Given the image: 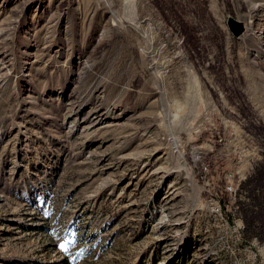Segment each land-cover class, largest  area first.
Listing matches in <instances>:
<instances>
[{
    "label": "rangeland",
    "instance_id": "1",
    "mask_svg": "<svg viewBox=\"0 0 264 264\" xmlns=\"http://www.w3.org/2000/svg\"><path fill=\"white\" fill-rule=\"evenodd\" d=\"M0 264H264V0H0Z\"/></svg>",
    "mask_w": 264,
    "mask_h": 264
},
{
    "label": "water",
    "instance_id": "2",
    "mask_svg": "<svg viewBox=\"0 0 264 264\" xmlns=\"http://www.w3.org/2000/svg\"><path fill=\"white\" fill-rule=\"evenodd\" d=\"M228 25H229L230 29L232 30V32L234 34L240 33V31H241V29H240V27H241L240 22H237V21H235L233 19H229L228 20Z\"/></svg>",
    "mask_w": 264,
    "mask_h": 264
},
{
    "label": "trees",
    "instance_id": "3",
    "mask_svg": "<svg viewBox=\"0 0 264 264\" xmlns=\"http://www.w3.org/2000/svg\"><path fill=\"white\" fill-rule=\"evenodd\" d=\"M226 202V200L225 199H222V203L224 204Z\"/></svg>",
    "mask_w": 264,
    "mask_h": 264
}]
</instances>
